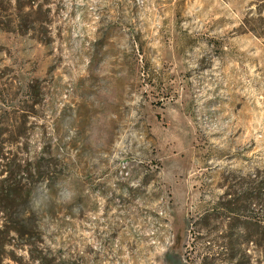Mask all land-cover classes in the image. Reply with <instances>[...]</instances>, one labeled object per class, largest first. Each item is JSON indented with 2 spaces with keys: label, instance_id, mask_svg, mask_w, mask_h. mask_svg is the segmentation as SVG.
<instances>
[{
  "label": "rangeland",
  "instance_id": "1",
  "mask_svg": "<svg viewBox=\"0 0 264 264\" xmlns=\"http://www.w3.org/2000/svg\"><path fill=\"white\" fill-rule=\"evenodd\" d=\"M0 264H264V0H0Z\"/></svg>",
  "mask_w": 264,
  "mask_h": 264
},
{
  "label": "trees",
  "instance_id": "2",
  "mask_svg": "<svg viewBox=\"0 0 264 264\" xmlns=\"http://www.w3.org/2000/svg\"><path fill=\"white\" fill-rule=\"evenodd\" d=\"M6 178V177H5ZM7 179V178H6Z\"/></svg>",
  "mask_w": 264,
  "mask_h": 264
}]
</instances>
